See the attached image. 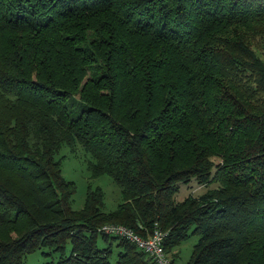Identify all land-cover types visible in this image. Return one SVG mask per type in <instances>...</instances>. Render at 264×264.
<instances>
[{"label": "trees", "instance_id": "trees-1", "mask_svg": "<svg viewBox=\"0 0 264 264\" xmlns=\"http://www.w3.org/2000/svg\"><path fill=\"white\" fill-rule=\"evenodd\" d=\"M80 144L90 176H63ZM199 188L181 199V182ZM264 264V0H0V264Z\"/></svg>", "mask_w": 264, "mask_h": 264}, {"label": "rangeland", "instance_id": "rangeland-1", "mask_svg": "<svg viewBox=\"0 0 264 264\" xmlns=\"http://www.w3.org/2000/svg\"><path fill=\"white\" fill-rule=\"evenodd\" d=\"M57 156H61V172L63 176L75 182V190L71 199L73 208H80L83 205L88 184L102 187L104 191V208L106 210L114 208L117 202L121 200L120 186L108 174L90 176V172L87 169L89 154L80 144L76 143L72 148L67 144L62 145ZM198 190L199 188L194 180H190L187 183L181 182L174 196L176 199H181L188 193ZM195 240L196 236L191 235L176 246L175 250L179 252L177 257L178 264H185ZM57 255L58 251L43 247L27 253L23 264H44L47 261L56 259Z\"/></svg>", "mask_w": 264, "mask_h": 264}, {"label": "built area", "instance_id": "built-area-1", "mask_svg": "<svg viewBox=\"0 0 264 264\" xmlns=\"http://www.w3.org/2000/svg\"><path fill=\"white\" fill-rule=\"evenodd\" d=\"M97 229L105 233L127 237L151 255L158 264H170V257L163 248V238L167 231L162 230L157 222H154L152 231L146 237L135 233L132 229L121 223L107 222L98 226Z\"/></svg>", "mask_w": 264, "mask_h": 264}]
</instances>
